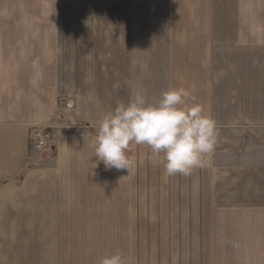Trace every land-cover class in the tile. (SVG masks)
Returning a JSON list of instances; mask_svg holds the SVG:
<instances>
[{
  "label": "crops",
  "instance_id": "0c3cea01",
  "mask_svg": "<svg viewBox=\"0 0 264 264\" xmlns=\"http://www.w3.org/2000/svg\"><path fill=\"white\" fill-rule=\"evenodd\" d=\"M105 3L0 0V264H264V0ZM170 86L219 129L203 165L98 162L103 115Z\"/></svg>",
  "mask_w": 264,
  "mask_h": 264
},
{
  "label": "clouds",
  "instance_id": "9594fccd",
  "mask_svg": "<svg viewBox=\"0 0 264 264\" xmlns=\"http://www.w3.org/2000/svg\"><path fill=\"white\" fill-rule=\"evenodd\" d=\"M190 99L185 87L170 86L154 102L143 88L134 89L126 104L119 103L99 120L90 141L97 161L129 173L135 162L126 151L135 144L150 148L167 176L191 174L214 151L219 129L203 106L189 104ZM98 264H128V260L122 252H114Z\"/></svg>",
  "mask_w": 264,
  "mask_h": 264
},
{
  "label": "built area",
  "instance_id": "2783aa9c",
  "mask_svg": "<svg viewBox=\"0 0 264 264\" xmlns=\"http://www.w3.org/2000/svg\"><path fill=\"white\" fill-rule=\"evenodd\" d=\"M68 104H66V106H68ZM68 107H70V105ZM50 135L51 132L49 128L35 131L32 136V146L37 150L45 148L50 141Z\"/></svg>",
  "mask_w": 264,
  "mask_h": 264
},
{
  "label": "rangeland",
  "instance_id": "374dc122",
  "mask_svg": "<svg viewBox=\"0 0 264 264\" xmlns=\"http://www.w3.org/2000/svg\"><path fill=\"white\" fill-rule=\"evenodd\" d=\"M105 5H108V7H111L112 6V3H111V0H105ZM73 6L75 7V0H73ZM69 103V104H68ZM71 103H72V105H71ZM66 104H68V106L70 105V107H68V106H66ZM66 104H65V106H64V108H67L68 110H71L73 107H74V103L73 102H66ZM45 128H42V129H39V130H44ZM50 130V129H49ZM50 132H51V130H50ZM34 134V133H33ZM51 139H52V137H51V135H50V141H49V143H48V145L49 144H51ZM47 145V146H48ZM46 146V147H47Z\"/></svg>",
  "mask_w": 264,
  "mask_h": 264
}]
</instances>
